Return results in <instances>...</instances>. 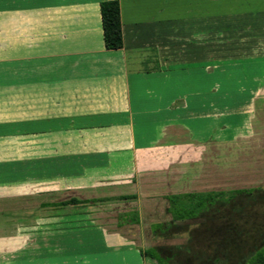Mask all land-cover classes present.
<instances>
[{"label": "crops", "instance_id": "crops-1", "mask_svg": "<svg viewBox=\"0 0 264 264\" xmlns=\"http://www.w3.org/2000/svg\"><path fill=\"white\" fill-rule=\"evenodd\" d=\"M100 1L0 0V264H155L143 235L223 191L224 137L259 149L261 187L239 190L264 191V80L209 63L202 0H118L119 49Z\"/></svg>", "mask_w": 264, "mask_h": 264}, {"label": "rangeland", "instance_id": "rangeland-1", "mask_svg": "<svg viewBox=\"0 0 264 264\" xmlns=\"http://www.w3.org/2000/svg\"><path fill=\"white\" fill-rule=\"evenodd\" d=\"M211 1H218V3L217 5H212ZM232 2L234 1L202 0V3H200L202 5L201 13H203L204 17V41L205 43L209 42L206 46H217L216 50H211V47L208 48L207 51H209V54L206 58H208L207 60L210 64L211 58L215 60L216 57L219 58L218 61L220 64H228L231 62L240 63L243 70L251 75L250 77L258 78L262 76V80H264V27H260L259 25L261 18H264V14H261L256 8L252 9L258 6L257 3L259 0L247 1L249 9H242L241 11H239L240 9L238 8L235 9L234 5L231 4ZM211 51H213V53H210ZM236 82H240L238 78ZM226 94L227 93H225V95ZM221 97H223L222 94ZM259 114L260 113H257V116L252 119L253 122L259 119ZM253 124L257 125L258 123ZM227 133L228 132L225 131V134ZM244 141L243 138H239L235 148L232 149L233 151H229V153L227 149V138H221V153L218 158L220 172L217 179L214 178V182L216 179L217 183H214L213 187L223 190L224 194L219 195L217 198L222 199L230 196L234 193V189L239 190L240 188H248L255 185L261 187L259 185V149H256L255 145H253L252 150L254 153L251 155L246 154L244 150ZM209 158L211 157H204L205 164L208 163ZM245 164L251 165L252 169H255L257 166L256 171H251L252 175H256L255 178L252 177L249 179V175L244 172ZM233 200L234 202H231L230 205L225 203L216 204L213 207L215 213L210 221L209 218H211V216H209V212H203V214L200 215H198V213L196 215L195 213V216L189 219L175 221L176 226L171 225L166 229L164 228L165 230L163 229L164 232L162 234L156 231L151 236H149V233L143 235V238L146 239H144V243L147 245L152 244L153 246H185L188 252L184 248L183 252L178 253L176 256L177 259L183 261L182 264H200L207 259L206 256L208 252H216L219 254L217 252V249H219L217 243L211 240L210 245L208 243L209 241L204 238V236H208L212 230L216 228L215 226L211 227L209 223L216 222V224L219 225L222 221L221 216L225 215L226 212L229 213V216L235 218L237 212L231 210V206L235 204L234 206L242 209L241 212L247 221L244 227H241L243 231L241 237L244 245L243 252L246 254V252L252 250L255 245H258L260 241L264 239V195H262V193L257 194L256 192L251 195L240 194L236 195V198ZM28 205L36 207L38 205L37 199L29 198ZM77 210L84 211L83 209ZM166 222L167 221H165V223ZM143 228L146 232L150 230L146 223L143 224ZM214 233L212 237H215L216 233L218 234L217 231L215 234ZM248 235L251 237H248ZM214 240H216V242L220 240V234L216 235ZM137 242H140L139 239H137ZM219 255L221 256V254ZM221 258L223 257L221 256ZM231 263V261L228 262V264Z\"/></svg>", "mask_w": 264, "mask_h": 264}, {"label": "trees", "instance_id": "trees-1", "mask_svg": "<svg viewBox=\"0 0 264 264\" xmlns=\"http://www.w3.org/2000/svg\"><path fill=\"white\" fill-rule=\"evenodd\" d=\"M99 15L101 22V30H102V39L103 45L105 49H119L122 47V33H121V22H120V12H119V1L118 0H102L99 2ZM262 193L264 195V191L259 188H251L245 190H236L233 194L226 198H217L219 195H223L224 192L220 191L215 193L213 197L210 198H202L197 200L195 203V209L188 215L191 217L203 214V212H209V221L212 219L214 215L213 207L217 204H228L234 202V198L236 195L244 194L251 195L254 193ZM134 196H121L119 199H127ZM104 200V199H100ZM83 200L71 198L67 201L61 202L60 204H68V203H82ZM211 202V203H210ZM235 205V204H234ZM231 206V210L237 212L236 217L232 218L229 216V213L226 212L225 215L221 216L222 221L220 224H216V222H210L209 225L211 227H216L213 229L208 236H204L208 243L211 245V240L215 241L219 246L217 252L221 254L223 258L216 252H208L206 256V260L202 261L200 264H228V262H232L231 264H264V239L260 241L258 245L246 252L244 251V245L241 240L243 231L241 227L247 223L244 218L241 208L237 206ZM229 208V207H228ZM213 211V212H211ZM227 211V210H226ZM211 213V214H210ZM119 221L125 222H138V215L136 211L127 212L119 214ZM166 225V226H165ZM176 226L174 221H171L169 224H155L152 226V232L155 233L159 231L161 234L168 226ZM208 225V226H209ZM165 226V227H164ZM163 227V228H162ZM165 228V229H164ZM164 229V230H163ZM220 232V233H219ZM204 233V232H203ZM220 234V240L216 242L214 240L216 235ZM248 237H251L248 235ZM204 239V240H205ZM188 249L182 245H157L154 247H149L146 249H140V254L144 258H149L155 262V264H182L183 261L177 259V255L180 252H183V249ZM176 258V259H175Z\"/></svg>", "mask_w": 264, "mask_h": 264}]
</instances>
